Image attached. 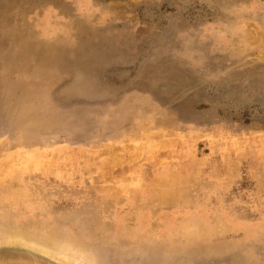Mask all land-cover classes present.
Here are the masks:
<instances>
[{
    "label": "rangeland",
    "instance_id": "374dc122",
    "mask_svg": "<svg viewBox=\"0 0 264 264\" xmlns=\"http://www.w3.org/2000/svg\"><path fill=\"white\" fill-rule=\"evenodd\" d=\"M28 222L96 264H264V0H0V230ZM26 259L57 264L0 245Z\"/></svg>",
    "mask_w": 264,
    "mask_h": 264
},
{
    "label": "bare ground",
    "instance_id": "6f19581e",
    "mask_svg": "<svg viewBox=\"0 0 264 264\" xmlns=\"http://www.w3.org/2000/svg\"><path fill=\"white\" fill-rule=\"evenodd\" d=\"M9 225L11 227L7 229V233L0 230V245L21 246L57 264H96L88 247L85 249L77 242L62 239L48 225L35 227L29 222L24 225ZM25 264H31V261L26 259Z\"/></svg>",
    "mask_w": 264,
    "mask_h": 264
}]
</instances>
